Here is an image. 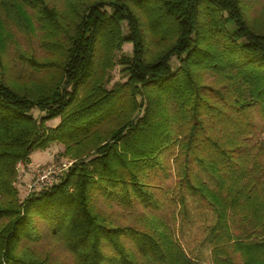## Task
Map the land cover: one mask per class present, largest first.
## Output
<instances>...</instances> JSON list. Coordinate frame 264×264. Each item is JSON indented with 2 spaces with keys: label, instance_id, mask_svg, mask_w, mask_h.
<instances>
[{
  "label": "trees",
  "instance_id": "trees-1",
  "mask_svg": "<svg viewBox=\"0 0 264 264\" xmlns=\"http://www.w3.org/2000/svg\"><path fill=\"white\" fill-rule=\"evenodd\" d=\"M34 23L59 52L27 56L30 87L0 77V264H264V22L243 0H0V49ZM53 144L74 162L22 200L19 164ZM98 196L159 223L116 224Z\"/></svg>",
  "mask_w": 264,
  "mask_h": 264
},
{
  "label": "rangeland",
  "instance_id": "rangeland-1",
  "mask_svg": "<svg viewBox=\"0 0 264 264\" xmlns=\"http://www.w3.org/2000/svg\"><path fill=\"white\" fill-rule=\"evenodd\" d=\"M245 8L247 9V15L250 20L264 22V0H243ZM66 0H58L60 8L64 9ZM34 32L27 30V33L12 27L14 31V37L7 44V48L1 47L0 49V77H4L6 80H10L13 85L17 88L30 87L33 84V80L39 78V76H44V71H36L31 63L26 60L29 55H32L36 60H44L47 58H52L56 56L57 51H49L41 46L38 42L39 34L42 31L39 28V23H34ZM133 51V45L127 44L124 47V52L131 53ZM59 52V51H58ZM122 66L117 65L112 72V80L110 82H104V88L111 89L116 82L124 81L123 75L121 74ZM212 76V75H211ZM213 79V77H212ZM209 75H207L206 80L209 82L212 80ZM126 81V80H125ZM214 85L215 80L213 79ZM97 82H91L89 85L90 93L93 92L94 88L97 86ZM140 100V99H139ZM36 118H40L42 113L40 111L34 112ZM61 122V118L49 121L47 126L50 128L57 127ZM111 124L107 125L108 128ZM65 153V146L62 144H53L52 146L45 148H37L31 153V164L29 166L20 163L19 164V179L17 183V188L20 191V197L22 200L25 199L31 193V191L39 190L41 182H38L39 175L42 174L43 170H53L50 175L51 180H55L63 174L67 168L74 162L71 156H67ZM174 166L173 162H170ZM176 182V177L174 174V169L168 180V184L173 185ZM47 183V182H46ZM43 186H46L43 184ZM41 189V188H40ZM193 201L194 211H198L200 206ZM97 205L100 209L107 210L110 214L112 221L120 225H135V226H147V225H157L159 223L157 218L152 217L153 213L144 208H138L134 211L124 210L118 205H112L107 209L106 200L102 196H98ZM178 210L175 207L169 206L166 203V207L160 211L163 218L168 223H173L174 227L179 230L180 218H174ZM159 213V212H158ZM198 217V215H197ZM204 217L203 214L199 215L198 221H201ZM193 227V226H192ZM180 243L186 247L187 241H185L183 235L180 231V238L177 234ZM40 250L47 252L53 249L55 252L64 250L63 243L57 241L52 237L44 238L40 243ZM64 258V257H63ZM66 260L71 261V258Z\"/></svg>",
  "mask_w": 264,
  "mask_h": 264
},
{
  "label": "built area",
  "instance_id": "built-area-1",
  "mask_svg": "<svg viewBox=\"0 0 264 264\" xmlns=\"http://www.w3.org/2000/svg\"><path fill=\"white\" fill-rule=\"evenodd\" d=\"M52 173H53V170H43L42 174L39 175V180H38V182H41V186H43V184L45 185L51 184L54 181V180H51L50 178V175Z\"/></svg>",
  "mask_w": 264,
  "mask_h": 264
}]
</instances>
